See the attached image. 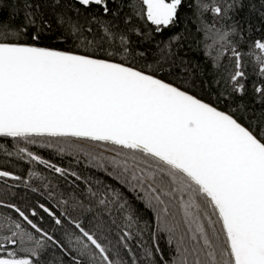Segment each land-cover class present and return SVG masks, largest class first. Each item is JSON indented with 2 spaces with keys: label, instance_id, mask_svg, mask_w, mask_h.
<instances>
[{
  "label": "snow or ice",
  "instance_id": "snow-or-ice-1",
  "mask_svg": "<svg viewBox=\"0 0 264 264\" xmlns=\"http://www.w3.org/2000/svg\"><path fill=\"white\" fill-rule=\"evenodd\" d=\"M0 157V264H264V0H0Z\"/></svg>",
  "mask_w": 264,
  "mask_h": 264
},
{
  "label": "trees",
  "instance_id": "trees-1",
  "mask_svg": "<svg viewBox=\"0 0 264 264\" xmlns=\"http://www.w3.org/2000/svg\"><path fill=\"white\" fill-rule=\"evenodd\" d=\"M257 6H258V0H257ZM45 154H47V150H45ZM5 161H4V159L2 158V157H0V164H3ZM65 163H67L66 161H65ZM19 164H20V167L21 168H23L24 167V162H19Z\"/></svg>",
  "mask_w": 264,
  "mask_h": 264
}]
</instances>
